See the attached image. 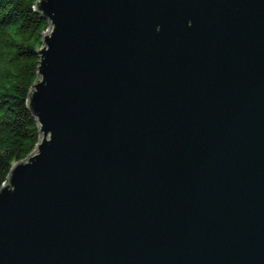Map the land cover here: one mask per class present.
<instances>
[{
    "label": "water",
    "instance_id": "obj_1",
    "mask_svg": "<svg viewBox=\"0 0 264 264\" xmlns=\"http://www.w3.org/2000/svg\"><path fill=\"white\" fill-rule=\"evenodd\" d=\"M34 149L0 181V264H264V0H33Z\"/></svg>",
    "mask_w": 264,
    "mask_h": 264
},
{
    "label": "trees",
    "instance_id": "obj_2",
    "mask_svg": "<svg viewBox=\"0 0 264 264\" xmlns=\"http://www.w3.org/2000/svg\"><path fill=\"white\" fill-rule=\"evenodd\" d=\"M33 0H0V181L34 149L36 122L24 102L37 66L44 18Z\"/></svg>",
    "mask_w": 264,
    "mask_h": 264
}]
</instances>
